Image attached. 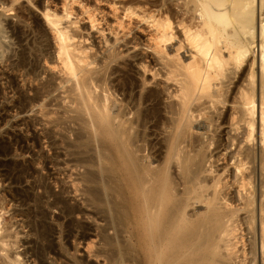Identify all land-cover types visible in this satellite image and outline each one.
<instances>
[{
  "label": "bare ground",
  "instance_id": "bare-ground-1",
  "mask_svg": "<svg viewBox=\"0 0 264 264\" xmlns=\"http://www.w3.org/2000/svg\"><path fill=\"white\" fill-rule=\"evenodd\" d=\"M26 1L41 11L55 55L27 9L4 0L16 24L0 20V36L19 50L10 68L32 74L43 59L60 77L30 98L17 93L19 108L74 131L69 147L85 168L84 204L104 222L107 264H264V0H97L111 17L77 0L78 13L64 1L62 13L54 0ZM56 91L61 103L47 111L43 99ZM65 201L52 205L79 214ZM2 222L1 264H21L9 253L18 233Z\"/></svg>",
  "mask_w": 264,
  "mask_h": 264
},
{
  "label": "rangeland",
  "instance_id": "rangeland-1",
  "mask_svg": "<svg viewBox=\"0 0 264 264\" xmlns=\"http://www.w3.org/2000/svg\"><path fill=\"white\" fill-rule=\"evenodd\" d=\"M45 1L46 0H36V3H40L43 7H45ZM63 1L68 2L70 6L72 5L74 9L72 7L71 8L73 10H77L76 12L73 11V13L79 12L80 8L78 9V7L80 6L76 3H74L76 5L71 4L72 0H54V4L57 5L60 13H62L61 9L63 8ZM77 1L81 2V5H88L87 3H90L89 5L91 6H97L101 8L104 13L107 15L109 14L110 17L112 16L113 9H111V6L105 1L100 3H98L97 0ZM1 2L3 3L4 0H0V20H2L5 24H16V19L14 18L15 12L5 11V9L2 8L3 4ZM5 2L4 7L6 9H10V7L13 6L16 7L17 5H22L27 9L32 26L37 24L36 27L45 31V37L48 36L46 37V40L48 43L50 42L48 44L50 46L47 48L46 53L48 52L47 55H50L51 57L52 54H54V42L51 38V32L46 25H44L40 13L41 11H38L37 8L35 9V7L30 5V3H27L26 0H19V2L15 4H12L8 0H5ZM69 19L74 20V16H71ZM69 19L67 21H70ZM67 21L64 20L63 25L67 23ZM79 26L80 29L82 28V31L84 29L82 32L84 36H86L85 34L89 31V40H93L97 43V40H94L96 39V35L94 32L89 30V26L86 21L80 23ZM133 32V34H137L138 38L141 37L140 39L145 37V34L140 29L138 31L134 30ZM4 36L6 38V34ZM4 36H2V34L0 36L2 38H0V42L3 44L0 50V202L4 201V203L1 202L0 207H4L0 208V216L3 217L1 218L3 224L6 223L7 226L9 224L8 227L11 230L10 232L11 235H13V239L16 236L15 234L18 233L16 238L19 241L15 247L9 249L11 250L9 253L12 257H16V255H18V259L20 256L21 258L19 261L21 264H25V262L26 264H107L108 260L105 256L107 248L105 247L104 250L102 249L105 246L103 245L104 242L101 234L104 230H102L104 222H102L103 219L100 215H97L98 213H96L92 207L86 205L87 203L84 204V196L81 192L82 184H80L79 177L85 168L78 166L79 164L75 160L73 149L69 147V145L71 146L73 144L74 131L71 130V132L73 131L72 133H70L69 130V132H57L50 124L46 123L47 119L45 118L47 117L44 118L41 116V113L38 111V107H33L34 109L28 107L25 110H21L19 108V103H21V98L18 97L19 92H22L27 98L32 97L34 90H36L40 83L46 82L49 77L54 80L57 79V75L58 78L60 77L58 69L54 67L55 63L45 65L43 59L40 60L36 70L34 73L32 72V74L27 73L30 67H28L27 70L23 69L21 72L20 70H22V68L20 69V67L16 69L17 67L12 65L10 68L12 64L11 62L14 60L13 56L16 52H19V50L13 40L11 41L10 38L4 39ZM139 51L142 52L141 50ZM54 55L52 57H54ZM6 58L10 60L8 61ZM30 60H32V57H30ZM24 71L26 74L25 76ZM33 76L38 78L36 79ZM43 102L44 104L47 102L46 105H49L48 107H50L46 108L47 111H53L55 108H51V106L54 105L53 107H56L58 102V104L61 103L57 91L55 93L53 92V94L51 93L50 96L43 99ZM71 128L74 129L73 127ZM221 136H223V134ZM221 149L215 151L214 154L216 155V153H219ZM233 149L234 148L232 147L228 149L227 152L233 151ZM221 163L222 162H220L218 166H221ZM22 172L23 174L19 175ZM74 180L76 182H74ZM56 195L66 200L65 202L69 206L73 205L78 208L79 214L76 213L70 217L67 216L66 218V215L64 214L65 211H62V205L55 207L52 205L54 196ZM35 199H39L40 204L39 202H34ZM197 208V210H200L199 207ZM257 214L259 215V212L256 213V215ZM78 226L83 231L79 229ZM41 228L44 229L43 231H46L43 234V238L40 234V232H42ZM39 234L40 236H37ZM107 234L109 236L112 235V231H109V233L107 231ZM248 238L249 237L245 236L246 242L248 241ZM17 239L15 240L17 241ZM100 241L102 243H100ZM48 242L51 247H49ZM239 246L240 245H238V248ZM100 252H102V255L104 254V256H102ZM125 264L130 263L127 261Z\"/></svg>",
  "mask_w": 264,
  "mask_h": 264
}]
</instances>
